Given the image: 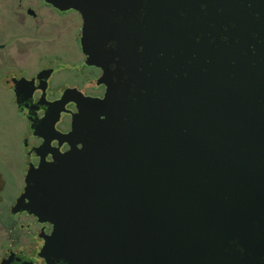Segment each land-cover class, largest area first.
<instances>
[{"label":"flooded vegetation","instance_id":"1","mask_svg":"<svg viewBox=\"0 0 264 264\" xmlns=\"http://www.w3.org/2000/svg\"><path fill=\"white\" fill-rule=\"evenodd\" d=\"M68 12L74 17L65 18ZM81 28L80 13L74 9L63 10L46 0H0V112H11L17 121L11 126V120L5 124L0 117V137L7 129H18L24 164L22 188L0 217V264H96L93 236L87 233L100 219L96 201L62 202L60 218L68 223L56 240L51 238V221L12 208L32 166L82 147L78 137L69 135L78 92L99 104L111 88L121 86L122 94L135 100L146 91L164 92L167 76L171 95L178 44L186 45L189 58L198 62L206 122L225 124L237 133L203 139L216 143L207 146L205 155L213 159L208 166L217 170L226 192L231 222L221 225L216 235L219 245H230L223 248L220 264H264V0H170L156 27L153 65L147 67L144 55H138L144 51L140 48L120 58L114 51L102 66L87 64ZM65 33L77 36L71 39L76 44L73 53ZM130 53L138 54L130 58ZM66 90L71 97L58 112L51 102ZM103 110L95 106L88 115L103 119ZM4 183L0 170V193ZM142 197L124 203L126 216L152 219L158 230L161 221L171 226L174 218L169 212L162 215L165 204L144 200V192ZM185 218L190 223L199 220ZM81 228L86 232L80 233Z\"/></svg>","mask_w":264,"mask_h":264},{"label":"water","instance_id":"2","mask_svg":"<svg viewBox=\"0 0 264 264\" xmlns=\"http://www.w3.org/2000/svg\"><path fill=\"white\" fill-rule=\"evenodd\" d=\"M46 1L80 13V46L87 64L102 66L114 51L120 58L140 48L144 51L130 53V58L144 55L145 67L153 65L156 27L170 0ZM187 49L178 44L171 95L167 76L164 92L146 91L135 100L123 95L121 86L111 88L99 104L78 92L69 135L78 137L82 147L32 166L12 211L28 210L51 221L56 240L68 223L60 218L62 202L96 201L100 219L87 231L93 236L96 264H220L223 248L230 245H219L216 235L231 222L226 192L217 170L208 166L213 159L205 155L207 146L216 143L203 139L237 133L225 124L206 122L203 78ZM68 97L66 90L51 105L59 112ZM95 106L107 109L103 119L89 117ZM142 192L144 200L165 204L162 215L169 212L174 218L171 226L161 221L158 230L152 219L126 216L124 203L142 200ZM189 215L199 220L190 223Z\"/></svg>","mask_w":264,"mask_h":264},{"label":"rangeland","instance_id":"3","mask_svg":"<svg viewBox=\"0 0 264 264\" xmlns=\"http://www.w3.org/2000/svg\"><path fill=\"white\" fill-rule=\"evenodd\" d=\"M74 14L72 12H68L65 14V18H72ZM75 29L74 27H72ZM77 35V34H76ZM71 36V35H70ZM77 36L69 37L65 33V40L67 41L68 49L71 53L74 52L72 50L73 46L76 45L72 38H76ZM0 117L7 124L8 120L11 122L9 125L16 126L17 121L12 120L13 115L11 112H0ZM7 126V125H6ZM0 137V170L3 173V180H4V189L0 193L2 197V202L0 204V217L5 216L8 213V206L13 202L14 198L17 196L18 192L21 190L23 185V157H22V149H23V142L21 141V137L18 135V129L15 130H6ZM11 139L8 143H4L9 137ZM7 144L5 147L4 144ZM5 152V154H3Z\"/></svg>","mask_w":264,"mask_h":264}]
</instances>
